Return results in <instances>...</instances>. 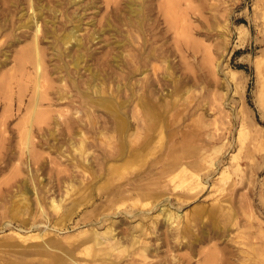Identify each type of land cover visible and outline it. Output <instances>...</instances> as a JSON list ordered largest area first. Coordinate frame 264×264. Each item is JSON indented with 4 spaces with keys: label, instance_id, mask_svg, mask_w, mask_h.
<instances>
[{
    "label": "rangeland",
    "instance_id": "374dc122",
    "mask_svg": "<svg viewBox=\"0 0 264 264\" xmlns=\"http://www.w3.org/2000/svg\"><path fill=\"white\" fill-rule=\"evenodd\" d=\"M129 2L69 3L65 15L54 18L53 11L44 10L32 28H19L36 14L20 0L0 18V263L58 264L59 249H64L62 264H100L80 253V238L88 227L101 232L112 220L123 244L133 234L139 239L136 249L161 244L149 222L157 209L146 212L150 206L106 191L125 179L113 178L98 188L105 179L100 174L106 171L105 155L115 152L123 137L114 128L116 116L105 106L109 99L129 121L130 131L141 133L132 148L140 147L147 135L157 146L162 135L163 152L148 157L154 172L172 162L170 150L175 148L180 161L161 179L156 201L182 213L179 227L188 226L190 239H203L194 253L162 245L147 262L190 254L196 260L199 251L216 249L218 264H264V0H135L143 6L140 15L147 14L143 34L128 31ZM167 11L176 18L175 29ZM74 24L83 42L78 69L71 63L75 48L68 57L58 40ZM35 30L42 38V70L27 64L16 71L15 57L31 45ZM93 85L101 92L95 94ZM40 97L43 101L33 108ZM140 98L156 115L149 132L141 128ZM35 110L44 113V123L36 121L42 113L31 115ZM195 175L203 189L185 195L186 179ZM22 197L21 213L11 217ZM52 199L61 201L59 211L50 207ZM66 212L68 221L58 224ZM158 221L160 237L175 233ZM44 232L54 238L46 254L25 249L42 238L21 237ZM116 264L146 261L128 256Z\"/></svg>",
    "mask_w": 264,
    "mask_h": 264
},
{
    "label": "bare ground",
    "instance_id": "6f19581e",
    "mask_svg": "<svg viewBox=\"0 0 264 264\" xmlns=\"http://www.w3.org/2000/svg\"><path fill=\"white\" fill-rule=\"evenodd\" d=\"M19 1L20 0H15V1H13V0H0V18L4 17V16L6 17V15L9 14L11 5L15 4V2L17 4V3H19ZM26 1H27V4L30 6V8L34 7V9L36 10V14L29 15L27 21L21 23L19 25V28H21V27L32 28V26L35 24V22H37L39 19H42L44 10L53 11L54 18H56L57 15H61V14L65 15V10H64L65 4L70 3L73 5H78L82 0H57L56 2H54L55 0H26ZM44 1H45V5H43ZM129 1L130 2L128 3L127 6H128V12L130 15L125 17L126 22H127L126 24L128 26V29H129L128 31L129 32L130 31L136 32L138 34H143L146 31L144 21L147 19L146 18L147 14L140 15V13L143 10V6L141 4H137L135 2V0H129ZM47 3H51V5L47 6ZM167 5H168L167 7L169 8V10L173 9V5H170V4H167ZM167 13H168V16H170L171 27H173V28H174V26L176 27V24H174V22L176 20L175 21L173 20L174 15L172 13H170L169 11H167ZM44 21L47 23V20L44 19ZM160 21L161 20L158 18L157 21L155 22L156 24L153 23L154 26L151 25L149 32L153 31V29H155V27L158 26ZM163 21H165V20H163ZM167 22L169 23L168 20L165 23H167ZM36 26L38 29L37 28H34V29L40 31L39 30L40 26H38V24H36ZM168 26H169V24H168ZM110 27H111V25L109 24L108 28L110 29ZM2 28H3V25L0 23V30ZM36 30H35V34L33 36L31 35L32 36V43L31 42L29 43L31 45L26 46L25 48H22L21 50L19 49L20 51L18 52V54L17 55L15 54L16 55V57H15L16 71H19V70L25 68V66L27 64H32L37 72L39 71V69L42 70V64H43L42 53H41V49L40 48L38 49L39 42L42 38H41L40 34H38L39 32L37 33ZM78 31H79V25L74 24L67 31H64L62 34H60L59 38H58L60 45H61V50L66 51L68 57L70 56L69 54H70L71 49L75 48L77 53L72 58L71 63L73 65V67L76 69H78V67L80 66L81 62L83 61V57H84L83 53L81 52L83 42H82V39L79 38V36H78ZM160 31L161 30H159V32ZM97 38L98 37L96 35L92 34L93 40H95ZM17 40H19V39L17 38ZM142 42L143 43L140 46L141 48L143 45H145V43H144L145 41H142ZM149 57H151V56H149ZM5 73H7V72H5ZM1 79L2 78L0 77V80ZM92 88L94 89L95 94H98L101 92L100 86L93 85ZM143 99L140 98L138 101L139 102L138 105H141V107L144 111L142 118H140L142 121V124H141L142 127L141 128H143V130L145 132L146 131L149 132L153 127L152 122H153V119L155 118L156 115L152 111L151 107L148 106V103L145 104L146 102ZM42 101H43L42 97H40L39 100L36 99L34 101L32 107L33 108L36 107ZM106 101H107V103L105 106L109 110H111L110 112L114 113V115L117 118L116 119L117 121L115 122L114 128H116V130L119 131L123 135V137L121 138L120 146L118 147V149H115L114 150L115 152H111L108 155H105V159H104L103 164H104L106 171L104 173H100L103 177L105 176V179L98 186V188L101 189L104 184L106 185L108 183V180H111L113 178H117V180L118 179H120V180L125 179L124 182H121L119 184H115V185L107 188L106 191L108 192V194L110 196H114L115 194H118L120 196H122V195L128 196L125 198L133 199L134 205H140L141 207L150 206L149 210L147 209L148 211H146V212H149L153 209H157L158 214L153 216V217H150V220H151V221H149L151 224L150 229H151L152 233H156V237H155L156 241L162 239V242H161V244H159L160 246L157 243L153 249H150V246L147 244H143L142 246H140V248L136 249V245H137L139 239L134 237L133 236L134 234H133L132 236L130 235L131 236L130 240L128 239L129 243L123 244L121 241L122 238L120 239V237L118 235H117L118 237H115L116 236L115 235V229L113 228L114 227V221L112 220L109 224L106 225L104 231L100 232L97 230L98 228L94 229V226H93L90 229L88 227V230L86 229V231H84L82 233V237L80 238L79 243L82 242V246H84V247L82 248L80 253L82 255L89 256L91 258L90 260L92 262H99L100 264H104V263L105 264H116V263H119L122 258L125 259V257H128V256H132V257L138 256L141 259V261H143V262L146 261V264H151L149 261L147 262V259L150 256L157 257L159 255V253L161 252L160 247L162 245L168 246L169 249L177 248V250L179 247L187 248L191 251V253H194L196 251L197 244L199 242H203L202 237L194 236L193 239H190L189 235H191V237H192V232L190 231L188 226L179 227L180 219L182 218V215H181L182 213L179 214L178 212H175V211L173 212L171 210L173 208H171V209L168 208L167 204H161V203L159 204V202L156 201L161 196V194L156 192V190L158 189L157 187L161 184V179L164 177H169V175H167V171L169 172V170H171V167H174L177 165V163L180 161V156H178V154L175 153L176 152L175 148L174 149L172 148L170 150V152H171V155H170L171 158L170 159L172 162L164 163V169L161 173L160 172H158V173L154 172L152 166L155 165V163L149 165L148 157L151 154L158 153V155H159V153L161 151L163 152V145L161 143L162 135L161 134L159 135V138H157V141L154 140L155 143H157V146H154V145L151 146V139L149 140L147 133H145L147 135V138L145 139L143 137L144 140L142 141L141 146L138 148H132V144L135 142L136 139L138 140V138L141 136V133L136 131V130L130 131L129 128H131V127H130L129 121L126 120V118H124L121 115L119 108L115 105V102H113L109 99H107ZM35 104H36V106H35ZM40 108H41V106H40ZM37 110H35L34 113H31V115L37 113L38 112ZM40 113H42L41 114L42 118H39L41 115H38L39 117H36L37 114H35L36 115L35 117L39 118L36 121L41 120V122L39 121V123L41 124V123H44L43 121H44L45 117L43 119L44 113L43 112H40ZM42 119H43V121H42ZM29 120H31V118ZM145 121L148 122V125H147V123H146V125H144ZM37 124H38V122H37ZM136 128H138V127H136ZM158 128H161V127H158ZM78 151L81 154V156L86 154V149H85L83 140L80 141ZM156 159H157V157H156ZM84 162H85V160H84ZM183 166H184V164H183ZM86 168H87V166H86ZM181 168H182V166L179 169H181ZM84 171L86 172L88 170L85 169ZM181 171H182V169H181ZM186 171L187 170H185V172ZM91 175H93V174L91 173ZM186 181H187L186 182L187 186L185 189L186 190L185 195H191L194 191H200L203 189V187L201 186V185H203L202 179L197 177V176L196 177H194V176L187 177ZM176 198L181 199V195H176ZM187 199H190V198L187 197ZM24 200H25V198L22 197V199L20 200V201H22L21 204L19 203V200L16 201L17 204H16V202L14 203V207H12V208L15 211L13 212L11 217H16V215H19V212L21 210L22 205L24 206V202H23ZM59 200H62V199H59ZM50 207L54 211H59V209L61 208V201L55 202V199H52L51 203H50ZM142 210H144V209H142ZM194 211L197 213L201 212L198 210H194ZM228 211H230V208L228 209ZM146 212H144V213H146ZM126 216H127V214H126ZM185 216L188 217L187 214H185ZM68 217H69V214H67V212H66V214H63L59 218L58 224H63L64 222H67L68 220L66 221V219ZM115 217H116V214H115ZM159 218H161V219H159ZM158 220H160V222L162 221V223L166 224V226L168 228L174 229L175 233H172L171 231L170 232L166 231V233H164V235H163L164 238L160 237L162 234L158 233V226H157ZM11 221H13V220H11ZM47 221H49V219ZM32 226H34V224ZM31 228H33V227H31ZM46 230H47V228H46ZM19 234H20V232H19ZM41 234L42 235H39V234H30V235L28 234L27 236L22 235L23 237H21L22 239H20V240H25V241L27 238L28 239L34 238L36 240H38L39 238H42L38 242L28 244V247H25V249H27L29 251H33V252L38 251L37 253L42 254V255L46 254L48 252V249H50L49 248L50 244L52 243L54 238L49 237V234L47 232H44ZM58 234H60V233H58ZM127 235H129V234H127ZM125 240L127 241V239H125ZM145 241H146V238H145ZM14 249H16V247H14ZM215 250L209 249L206 251H201V252L199 251V259L197 258L196 260H193L195 257H192L191 254L187 255V257L185 256L186 258L182 257V256H176V255L171 256V255H169V256H171L170 258L163 259V260L161 259V260H159L158 264H218V261H219L218 254L219 253L217 254V252H215ZM59 252H61L62 256L61 257L58 256L60 258V261H58L57 263L62 264L63 258L67 254H66V251L64 249H62V250L59 249ZM58 257H56V258H58ZM136 260L134 261L135 263H136ZM0 264H7V263L2 262ZM23 264H30V262L25 261V263L23 262ZM243 264H248V262L246 263V261H243Z\"/></svg>",
    "mask_w": 264,
    "mask_h": 264
}]
</instances>
